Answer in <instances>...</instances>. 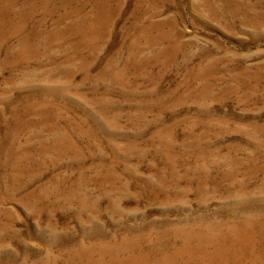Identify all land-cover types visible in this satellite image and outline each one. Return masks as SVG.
Returning <instances> with one entry per match:
<instances>
[{"label":"rangeland","instance_id":"rangeland-1","mask_svg":"<svg viewBox=\"0 0 264 264\" xmlns=\"http://www.w3.org/2000/svg\"><path fill=\"white\" fill-rule=\"evenodd\" d=\"M0 264H264V0H0Z\"/></svg>","mask_w":264,"mask_h":264},{"label":"bare ground","instance_id":"bare-ground-1","mask_svg":"<svg viewBox=\"0 0 264 264\" xmlns=\"http://www.w3.org/2000/svg\"><path fill=\"white\" fill-rule=\"evenodd\" d=\"M242 207V206H241Z\"/></svg>","mask_w":264,"mask_h":264}]
</instances>
